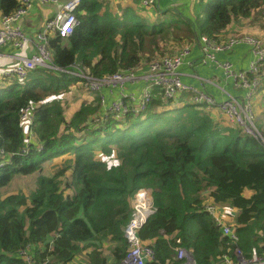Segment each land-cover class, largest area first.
Masks as SVG:
<instances>
[{"label": "trees", "instance_id": "16d2710c", "mask_svg": "<svg viewBox=\"0 0 264 264\" xmlns=\"http://www.w3.org/2000/svg\"><path fill=\"white\" fill-rule=\"evenodd\" d=\"M206 1L205 22L194 28L186 20L164 22L165 13L150 26L129 8L117 14L105 1L83 0L77 11L80 26L66 41L51 40L53 64L70 70L81 63L96 78L142 71L195 44L198 36L224 42L230 30L264 11V0ZM17 6V0H1L3 15ZM260 77L264 89V64ZM11 83L0 96V150L16 154L13 164L0 171V264H27L16 258L27 245L36 264L80 259L119 264L127 254L124 229L131 200L140 189L152 191L155 208L139 232L156 252L149 264H183L175 260L178 248L189 251L196 264H220L236 246L248 257L253 248L264 255V145L220 115L217 121L216 109L192 102L172 107L157 88L144 111L107 117L91 127L98 98L69 118L56 99L79 79L39 68ZM31 105L37 107L35 138L23 155L27 134L21 117ZM256 106L264 135V90ZM40 144L42 152L35 150ZM50 161L60 164L53 173L44 168ZM34 174L30 197L21 192L2 196L1 189L16 175ZM208 203L237 211L232 223L237 245L215 225L205 209ZM107 244L114 245L110 257L104 254Z\"/></svg>", "mask_w": 264, "mask_h": 264}, {"label": "built area", "instance_id": "2783aa9c", "mask_svg": "<svg viewBox=\"0 0 264 264\" xmlns=\"http://www.w3.org/2000/svg\"><path fill=\"white\" fill-rule=\"evenodd\" d=\"M18 6L10 15H3L0 20V47L12 45L23 51L30 41L24 30V21L36 8L54 9V15L45 19L41 33L37 35L35 43L36 53L30 58H20L11 68L0 72V82H8L17 78L25 80L28 75L39 69H48L61 72L69 77L79 79L80 84L99 99V111L94 117L91 127L101 124L107 117L123 119L130 114L144 111L152 101L153 92L158 88L162 93L164 103L170 104L175 99H181L190 94V102L195 105H205L216 109L228 125L239 129L242 134L264 145V135L258 127L254 100L261 88L260 67L264 64V43L252 35L233 36L224 42H216L206 36H198L202 59L201 66L212 67L220 72L223 80L231 88L236 89L238 95L229 94L221 89L226 97L219 101L213 94L198 89L183 81L182 71L192 53L191 46H185L173 55L153 61L147 65L145 71L133 69L121 70L114 75L103 78L92 76L89 68L81 63H75L70 70H61L53 64L51 40L55 37L62 41L68 40L81 22L77 11L83 0H17ZM107 1V0H102ZM142 10L155 9L158 0H139ZM247 47L253 56L248 69L238 68L232 61H220L219 55L232 53L238 47ZM35 109L28 106L21 117L27 134L23 155H27L33 147L35 138ZM43 151V145L35 148ZM16 154L0 150V171L13 164ZM131 219L124 229V238L127 242V254L119 264H149L155 260L156 252L150 243H144L139 238L140 230L146 225L149 218L155 214L153 193L149 189L138 190L131 200ZM207 213L215 225L223 231L237 245L238 235L232 225L226 222L217 205L205 206ZM165 236L164 233H162ZM175 260L183 264H196L193 255L184 248L175 249ZM18 259L27 264H36L30 245L17 253ZM48 264V263H45ZM220 264H264V255L259 256L257 248H253L250 256L236 246L232 256L227 254Z\"/></svg>", "mask_w": 264, "mask_h": 264}, {"label": "crops", "instance_id": "0c3cea01", "mask_svg": "<svg viewBox=\"0 0 264 264\" xmlns=\"http://www.w3.org/2000/svg\"><path fill=\"white\" fill-rule=\"evenodd\" d=\"M198 4L206 5V0H158V3L154 10L146 11L142 10L140 7L139 0H107L105 1V6L117 14H120L121 11L125 8L131 9L135 14L145 20L147 23H158L162 14L165 13L166 17H169L171 14H174L179 21L186 20L189 23H195L196 16L194 15L193 9ZM55 10L50 8H36L28 18L24 21L23 27L27 35L29 36V42L25 46L23 51L15 49L12 45H6L0 47V72L5 71L15 64L18 63L20 58H30L36 53L35 43L37 41V35L41 33L42 24L46 18L54 15ZM3 17L1 11V0H0V20ZM175 21V20H171ZM247 34L242 32L239 27L236 28V31H229L228 37L240 36ZM250 35V34H248ZM226 37V39L228 38ZM188 46V45H185ZM184 46V47H185ZM192 47V53L188 58L187 64L183 67L182 78L183 81L191 86H194L198 89H204L205 91L213 94L217 100L221 101L226 97V94L222 92L221 89L225 90L229 94L238 95L237 90L231 88L223 80V77L220 72L216 71L212 67L201 66L200 61L202 59V54L200 50L199 43L190 45ZM183 48V47H182ZM181 49V48H180ZM179 49V50H180ZM177 50V51H179ZM176 53V52H175ZM220 61H232L238 68L248 69L249 64L253 59L252 54L247 47H238L230 54L219 55ZM141 70L145 71L146 66L142 67ZM12 81L0 82V90H7L8 87L12 85ZM4 91V92H5ZM190 97V94H187ZM257 100V98L255 99ZM182 104H179L177 107H180ZM255 107L256 103H254ZM213 113V112H212ZM217 116H214L217 121H220L218 112H215ZM259 127V126H258ZM260 129V127H259ZM53 164L52 161L45 163L44 168L46 170L47 166L51 167ZM208 193L204 194V197H208ZM248 195V194H247ZM208 203L207 205H211ZM221 211V214L226 219V222H229L231 225L234 222V219L237 215V211L229 207L217 206ZM77 264V262L73 263Z\"/></svg>", "mask_w": 264, "mask_h": 264}, {"label": "rangeland", "instance_id": "374dc122", "mask_svg": "<svg viewBox=\"0 0 264 264\" xmlns=\"http://www.w3.org/2000/svg\"><path fill=\"white\" fill-rule=\"evenodd\" d=\"M194 15L196 16V21L194 24V28H199L204 22L206 17V11L203 5L198 4L193 9ZM171 20H178V18L171 14L169 17H165L163 19L164 22H169ZM183 22V20L181 21ZM150 24H156V23H148ZM151 26V25H150ZM240 30L242 32H246L247 34H250L256 38H259L264 43V11L257 12L251 19L247 20L245 24L240 23L239 26ZM264 90L261 88L259 91ZM5 90H0V96L5 95ZM258 91V93H259ZM97 97H95L93 94H90L88 90H86L80 82L76 84L73 89H71L69 92L63 93L56 97L57 101L60 102V104L65 109L67 117H71L76 111H78L81 106L85 104L92 103ZM49 100V102H51ZM190 102V97L188 95H185L182 99H175L172 103V107H177L179 104L185 103L187 104ZM254 103H256V100H254ZM257 104L259 105L258 101ZM259 107V106H257ZM255 112L257 114V119L260 117V112L255 107ZM262 120V117L259 119L258 126L260 127V121ZM263 122V121H262ZM43 145V144H42ZM44 148V146H43ZM36 150V149H35ZM65 155H62L61 158H64ZM58 161V160H57ZM57 161H53V164ZM51 164V165H53ZM60 164H55L52 167L47 166V172L51 171L52 173L57 170L58 166ZM37 175H31V176H23V175H16L15 178L4 188L1 189L2 196H7L10 194H15L18 192H21L25 194L27 197H30V194L35 189V181H36ZM210 202V201H208ZM113 244H107L104 250V253L106 256H109L110 249L113 247ZM77 264H84V259H80Z\"/></svg>", "mask_w": 264, "mask_h": 264}, {"label": "clouds", "instance_id": "9594fccd", "mask_svg": "<svg viewBox=\"0 0 264 264\" xmlns=\"http://www.w3.org/2000/svg\"><path fill=\"white\" fill-rule=\"evenodd\" d=\"M186 95H187V94H186ZM182 105H184V104L182 103ZM182 105H181V106H182ZM131 209H132V207H131ZM131 213H132V212H131ZM104 254H105V253H104Z\"/></svg>", "mask_w": 264, "mask_h": 264}]
</instances>
